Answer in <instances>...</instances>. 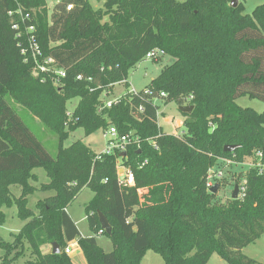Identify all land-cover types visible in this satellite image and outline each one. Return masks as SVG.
Masks as SVG:
<instances>
[{
  "label": "trees",
  "instance_id": "16d2710c",
  "mask_svg": "<svg viewBox=\"0 0 264 264\" xmlns=\"http://www.w3.org/2000/svg\"><path fill=\"white\" fill-rule=\"evenodd\" d=\"M230 3L104 0L94 9L89 0H59L49 12L47 0H0V225L3 208L14 205L27 221L12 242L0 234L1 264H13L27 243L34 258L26 264H75L65 251L73 241L88 264H141L149 249L165 264H208L214 253L228 264H263L243 249L264 235V176L249 169L245 198L226 203L207 188L208 172L220 159L244 162L255 151L264 153V112L236 102L245 94L264 101V3L251 14ZM19 6L31 13L44 55L65 69L60 86L34 76L25 61L12 28L19 17L9 14ZM157 48L174 63L145 88L101 109L103 92L123 81L129 88V70ZM162 92L164 103L194 106L181 111L183 135L161 131L156 99ZM7 97L57 134L55 156ZM73 99L78 103L70 115ZM112 126L132 139L126 156L97 153L81 139L64 147L72 130L83 128L88 136ZM226 145L238 147L225 152ZM119 164L134 174L133 185L121 184ZM37 168L50 179L40 190L54 194L38 200L35 213L29 196L37 189L29 181ZM13 185L21 187L20 196ZM85 188L94 192L85 206L91 236H83L67 212ZM100 234L111 239V252L98 244ZM54 242L60 253L42 252Z\"/></svg>",
  "mask_w": 264,
  "mask_h": 264
},
{
  "label": "rangeland",
  "instance_id": "374dc122",
  "mask_svg": "<svg viewBox=\"0 0 264 264\" xmlns=\"http://www.w3.org/2000/svg\"><path fill=\"white\" fill-rule=\"evenodd\" d=\"M58 1L59 0H47L49 12H51L53 6ZM89 1L94 9L102 8L104 5V0ZM91 1L93 3H91ZM263 3L264 0H239V4L244 6L245 13L247 14H251L257 6ZM105 20H108V16L105 17ZM175 60L176 59L174 57L166 53L152 60L144 58L129 70L127 80L131 84L130 88H128L125 83L116 84L114 91H106L111 92L106 98H116L118 96H122L131 89L140 91L148 84H150L152 79L156 78L164 67L171 65ZM104 94L105 91L103 92L102 99L105 98ZM7 101L19 113L23 120H25V122H27V124L31 127L35 135L45 146L46 150L50 154L55 156L60 146L57 134L48 126H46L39 118L35 117L28 109L15 102L12 98L7 97ZM236 102L242 107H250L255 109L257 112H264V101L258 98H253L247 94L238 97ZM77 103L78 99H73L67 103L68 113L70 115L74 111ZM158 103L160 105L159 124L161 126V131L172 134L175 131L178 134L185 133L186 127L184 126V123L186 120V116L180 111L178 104H176L175 102L164 103L162 101H158ZM106 131L107 130L99 129L93 134L86 136L84 129L79 127L75 130L70 131V136L67 138V140L64 141V147H67L74 141L81 139L85 143L90 145L95 152H103L108 143V138H106L104 135ZM246 160L249 161V157ZM220 165L222 167L224 166L222 163ZM247 166L248 165L246 164H233L229 167H225V178L227 179L228 184L227 182H225L226 180H223V187L216 193V201H218L219 203H226L230 199V197H232L231 193H233L234 189H232V184H234V181H236L235 178H238V182L240 183L244 182L249 171V168ZM214 167H216V165ZM33 173L36 174V178L34 180L30 179L29 183L37 190L34 194L29 196V207L33 209L35 213H38V210L36 209V203L38 199L42 198L45 195L54 194V191L40 190L43 184H47V182L49 183L50 181L49 177L46 174V171L43 168H37L33 170ZM123 174L124 171L120 168L119 175L122 176ZM11 191L17 197L21 195V187L19 185H13L11 187ZM93 196L94 192L89 188H85L78 196V198L74 200L69 210L74 219L77 220L80 230L84 236H90L93 234L89 228L85 208L86 204L93 198ZM3 210L6 214V221L3 225H0V234L6 241L12 242L14 241L13 235L18 234L27 221L22 220L18 216V209L16 205H14L13 207H4ZM97 241L98 244L106 252H111L114 248L111 239L107 235H97ZM50 245V243L46 244V248L48 247L49 250ZM24 251V255L20 256L13 264H26L28 259L34 258V256L31 254V250L29 249L28 243L25 244ZM243 252L246 255L257 259L264 264V235L259 237L255 242L246 246L243 249ZM4 253L5 251L0 248V257ZM15 253L16 251H14L12 255H14ZM68 255L75 264H88L82 249H74ZM141 264H165V260L162 255L155 252L154 250L149 249L144 254ZM208 264H228V262L224 260L218 253H214Z\"/></svg>",
  "mask_w": 264,
  "mask_h": 264
},
{
  "label": "built area",
  "instance_id": "2783aa9c",
  "mask_svg": "<svg viewBox=\"0 0 264 264\" xmlns=\"http://www.w3.org/2000/svg\"><path fill=\"white\" fill-rule=\"evenodd\" d=\"M72 9V5L68 6V10ZM9 14L11 16H18L19 19L16 21H13L12 28L17 33L18 43L21 47V53L24 56V59L26 62L31 63L32 65V74L36 77H44L49 76L53 79L54 84L56 86H60L62 84V78L66 76L65 69L58 66L57 62L53 57L45 56L44 52L42 50V47L38 41L37 36V28L32 23L33 17L30 12H26L23 10L21 6H19L18 9L9 11ZM165 54V52L162 49H154L150 51L145 58L152 60L156 57ZM83 77L81 75L78 76V79H82ZM92 78H89L91 80ZM119 83H125L119 82ZM116 83V84H119ZM115 84V85H116ZM96 88H91V90H95ZM111 90V89H110ZM109 90H105V98L102 100L104 101V104L101 106V109L104 108H111L114 104L119 103L123 97L125 96H118L116 98H106L111 92H106ZM129 92L137 93L138 91L135 90H129ZM167 94L162 92L160 93V98L156 99V101H161L163 97H166ZM192 98V97H190ZM189 98V99H190ZM142 110V108H140ZM159 113V112H158ZM69 114V113H68ZM176 135H183L178 134L176 131L173 133ZM105 137L108 138L107 147L103 152L108 154H114V153H123L127 152L128 144L132 141L129 134L126 135H120L118 130L112 126L110 127L105 133ZM135 142L139 143V140L136 138L134 140ZM153 145L157 147L155 143ZM247 159V158H246ZM245 159L244 162H236L233 159L228 158H222L220 159V164L222 163L224 166L212 167L210 168L207 176V188L210 192V189L216 184L219 183V190L223 187V180L226 177L225 174V167H229L230 165L237 164V165H248L247 167L249 169L255 168L258 171L259 175L264 176V153L263 151H255L252 156L249 157V161ZM119 169L121 168L124 171V174L120 175V182L123 185H133L134 184V174L121 164H119ZM239 185V192L237 198L244 199L247 194V178L244 180V182L236 183ZM235 184H232V189L234 188ZM232 194V193H231ZM66 253H70V248H66Z\"/></svg>",
  "mask_w": 264,
  "mask_h": 264
},
{
  "label": "water",
  "instance_id": "95a60500",
  "mask_svg": "<svg viewBox=\"0 0 264 264\" xmlns=\"http://www.w3.org/2000/svg\"><path fill=\"white\" fill-rule=\"evenodd\" d=\"M239 4V0H231V6L236 8ZM180 111L182 112H186V113H191L194 109L193 105H183L179 107ZM238 146L237 145H226L224 147V151L225 152H232L234 151ZM127 152H123L120 155L121 156H126ZM219 183H216L211 189L210 192L211 193H217L219 190ZM238 192H239V185L235 184L234 185V189H233V193H232V198L236 199L238 196ZM99 220H100V224L102 226L103 231H105L108 235L112 234V226L109 222V220L107 219V217L102 213L99 212ZM52 253L54 254H58L60 253L61 249H60V245L57 242H54L52 244Z\"/></svg>",
  "mask_w": 264,
  "mask_h": 264
},
{
  "label": "crops",
  "instance_id": "0c3cea01",
  "mask_svg": "<svg viewBox=\"0 0 264 264\" xmlns=\"http://www.w3.org/2000/svg\"><path fill=\"white\" fill-rule=\"evenodd\" d=\"M91 3H93V2L91 1ZM127 81H128V80H127ZM128 83H129V81H128ZM130 86H131V84L129 83V88H130ZM114 88H115V86H114L111 90L114 91ZM113 93H114V92H113ZM159 126H160V124H159ZM160 127H161V126H160ZM47 183H48V182H47ZM51 195H53V194L45 195V196H43L42 198H39L38 200H40V199H44V198H46V197H48V196H51ZM77 198H78V197H77ZM71 206H72V204L68 207L67 212H68L69 215L72 217V219L75 221V223L77 224V226H78V228H79V230H80V227H79V224H78L77 220L74 219V217L71 215V213H70V211H69ZM80 233L82 234L81 230H80ZM82 235H83V234H82ZM83 236H84V235H83ZM90 236H91V235H90ZM68 247L70 248V253H71V251H73L74 249H81L77 241L70 242L69 245H68ZM41 249H42V252H43V253H49V252L52 251L53 247H52V244H51V245H50V250H49L48 247L46 248V244H45V245L42 246Z\"/></svg>",
  "mask_w": 264,
  "mask_h": 264
}]
</instances>
